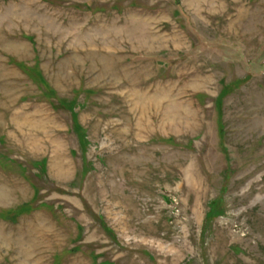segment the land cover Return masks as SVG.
Listing matches in <instances>:
<instances>
[{"label":"rangeland","instance_id":"374dc122","mask_svg":"<svg viewBox=\"0 0 264 264\" xmlns=\"http://www.w3.org/2000/svg\"><path fill=\"white\" fill-rule=\"evenodd\" d=\"M0 264H264V0H0Z\"/></svg>","mask_w":264,"mask_h":264}]
</instances>
